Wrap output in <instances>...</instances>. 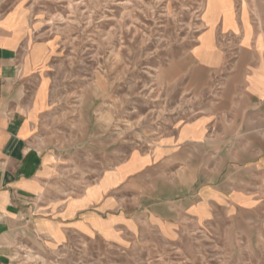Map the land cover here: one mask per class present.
<instances>
[{"label": "rangeland", "instance_id": "obj_1", "mask_svg": "<svg viewBox=\"0 0 264 264\" xmlns=\"http://www.w3.org/2000/svg\"><path fill=\"white\" fill-rule=\"evenodd\" d=\"M238 1L264 19V0ZM217 8L215 0H0V31L12 35L5 44L27 31L30 43L49 47L37 94L49 108L34 140L57 154L32 224L0 264H264V231L251 217L188 225L171 238L46 228L59 221L51 201L77 194L207 106L210 85L194 83L189 52Z\"/></svg>", "mask_w": 264, "mask_h": 264}, {"label": "crops", "instance_id": "obj_2", "mask_svg": "<svg viewBox=\"0 0 264 264\" xmlns=\"http://www.w3.org/2000/svg\"><path fill=\"white\" fill-rule=\"evenodd\" d=\"M215 1L189 52L194 83L210 85L207 106L77 194L51 201L59 221L46 228L110 240L141 230L171 238L188 225L251 217L264 231V19L238 0ZM11 39L0 31V262L32 224L57 156L34 140L49 108V98L43 108L37 98L49 47L30 43L27 31L5 44Z\"/></svg>", "mask_w": 264, "mask_h": 264}]
</instances>
